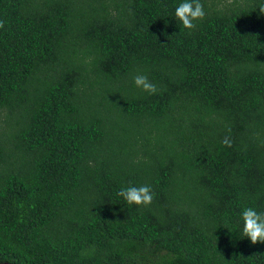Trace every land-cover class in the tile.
<instances>
[{
    "label": "trees",
    "instance_id": "16d2710c",
    "mask_svg": "<svg viewBox=\"0 0 264 264\" xmlns=\"http://www.w3.org/2000/svg\"><path fill=\"white\" fill-rule=\"evenodd\" d=\"M182 2L0 0V262L264 264V0Z\"/></svg>",
    "mask_w": 264,
    "mask_h": 264
},
{
    "label": "clouds",
    "instance_id": "9594fccd",
    "mask_svg": "<svg viewBox=\"0 0 264 264\" xmlns=\"http://www.w3.org/2000/svg\"><path fill=\"white\" fill-rule=\"evenodd\" d=\"M261 14H264V4L258 7ZM176 18L182 22L185 29H194L197 21L205 18L206 12L201 0H183L175 9ZM5 27V22L0 20V29ZM134 83L137 88L149 94L157 92V86L151 82L148 76L137 74L134 77ZM222 143L227 146H232V141L225 137ZM118 195L122 197L129 205H150L153 201L154 193L150 186L141 185L139 187L129 186L122 189ZM243 235L250 239L252 244L264 242V212H258L255 208L248 207L242 212Z\"/></svg>",
    "mask_w": 264,
    "mask_h": 264
},
{
    "label": "water",
    "instance_id": "95a60500",
    "mask_svg": "<svg viewBox=\"0 0 264 264\" xmlns=\"http://www.w3.org/2000/svg\"><path fill=\"white\" fill-rule=\"evenodd\" d=\"M0 264H18V263H15V262H9V261H4V262H0Z\"/></svg>",
    "mask_w": 264,
    "mask_h": 264
}]
</instances>
